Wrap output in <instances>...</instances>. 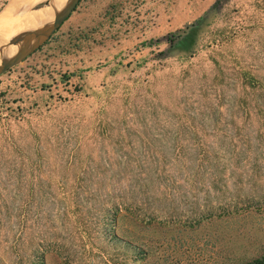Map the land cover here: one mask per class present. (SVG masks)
<instances>
[{
    "label": "rangeland",
    "instance_id": "374dc122",
    "mask_svg": "<svg viewBox=\"0 0 264 264\" xmlns=\"http://www.w3.org/2000/svg\"><path fill=\"white\" fill-rule=\"evenodd\" d=\"M52 1L0 0V16L52 8L46 23L68 0ZM262 133L264 0H82L0 77V264L251 261L264 214L209 215L264 195Z\"/></svg>",
    "mask_w": 264,
    "mask_h": 264
},
{
    "label": "trees",
    "instance_id": "16d2710c",
    "mask_svg": "<svg viewBox=\"0 0 264 264\" xmlns=\"http://www.w3.org/2000/svg\"><path fill=\"white\" fill-rule=\"evenodd\" d=\"M262 136H264V133H262ZM200 155H197V159ZM219 158V156L217 155H213L212 159H217ZM200 161H203V159H200ZM211 167L206 168L205 172L208 175V180L212 181L211 183H213L214 185H219L224 177H223V169H219V166L214 163V161H210ZM214 163V164H213ZM220 164V163H219ZM216 165V166H215ZM261 167V166H260ZM201 168L203 169L202 165ZM201 171L202 170H198L196 172V175L199 177L201 175ZM208 171V172H207ZM211 178V179H210ZM201 179V177H200ZM222 194V193H220ZM263 194H264V190H263ZM256 194H254V196L252 197V199L250 197H245L244 195H237V197H235V195H231V200L229 203L225 204V210H223L220 213H211L209 216L210 218H226L229 219L231 222L233 220H241L244 221L246 220L248 217H251L253 215H257V214H264V195H262V197H260L258 200L255 199ZM210 198V195H206L204 198L205 204L203 205L204 207L209 206L208 199ZM217 199H219V197H215ZM135 209L133 207L131 208H119L117 209V214L120 217H123L124 215H129L131 214L132 216H134L135 220L137 223H141L144 222L143 219H141L137 214L135 215ZM204 216L199 217L198 219H194L193 223L194 225H199L200 223H202L204 221ZM141 221V222H140ZM191 225V224H190ZM139 246V245H138ZM138 246H135V254L138 258H141L143 261H147L150 257H153L154 251L151 250H145L143 248H138ZM142 247V246H141ZM138 250V251H137ZM176 264H181L178 260L176 261ZM244 264H264V253L259 256V257H255L254 259H252L251 261H248Z\"/></svg>",
    "mask_w": 264,
    "mask_h": 264
},
{
    "label": "water",
    "instance_id": "95a60500",
    "mask_svg": "<svg viewBox=\"0 0 264 264\" xmlns=\"http://www.w3.org/2000/svg\"><path fill=\"white\" fill-rule=\"evenodd\" d=\"M82 0H68L60 9L59 14L50 22H47L36 29L23 32L15 37L10 47L17 46L18 52L15 55L5 57L0 61V77L12 68L25 62L29 57L47 44L63 24L76 11ZM50 5V4H49ZM48 5L44 6L47 7ZM41 9V8H38Z\"/></svg>",
    "mask_w": 264,
    "mask_h": 264
},
{
    "label": "bare ground",
    "instance_id": "6f19581e",
    "mask_svg": "<svg viewBox=\"0 0 264 264\" xmlns=\"http://www.w3.org/2000/svg\"><path fill=\"white\" fill-rule=\"evenodd\" d=\"M54 4H56V1L55 0L52 1V3H51L50 6H52ZM50 6H48V7H50ZM54 9H56V8H54ZM43 12L44 13H42L40 16H37L36 17L37 19L34 17L33 20L30 23H27V22H23V21L20 22V20H22L23 16L15 17L14 14H13V12H12V9H9V10L7 9V11L4 12V14L2 16H0V34L3 31H6L12 23L13 24L16 23L17 25H19L21 27V29L23 28V31L24 30L26 31V30L34 29L36 27V25H38V24H40L42 22L43 23L41 25H43L45 23L44 22L45 20L43 19L44 16H47L48 14L54 12V10L52 8H48V9H45ZM59 12H60V9L57 12H55L54 14H52L51 16H49L47 18V20H46V23L52 21L53 19H55L56 16L59 14ZM36 15H34V16H36ZM41 25H39L38 27H40ZM14 30H15V28H14ZM4 33H6V32H4ZM12 35L14 36L16 34H12ZM8 40H11V38H7V37L0 38V43H3L4 44ZM8 49H11V50L8 51ZM1 50H3V49L1 48ZM17 52H18V47L17 46H12L10 48L4 49L2 51V53L0 54V60L3 59V58H5V57H9V56L15 55Z\"/></svg>",
    "mask_w": 264,
    "mask_h": 264
}]
</instances>
